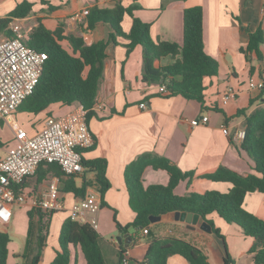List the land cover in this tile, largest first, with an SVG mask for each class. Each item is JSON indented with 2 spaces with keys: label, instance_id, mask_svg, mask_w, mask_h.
Segmentation results:
<instances>
[{
  "label": "crops",
  "instance_id": "obj_1",
  "mask_svg": "<svg viewBox=\"0 0 264 264\" xmlns=\"http://www.w3.org/2000/svg\"><path fill=\"white\" fill-rule=\"evenodd\" d=\"M20 1H12L8 11L13 10ZM27 1L33 4L32 12L27 18L35 20L32 24L34 27L38 19L49 30H54L60 22L64 26L65 34L81 37L86 45L109 37L111 32L109 25L99 24L93 31L82 32L81 26L84 20L78 21L74 17L83 9L93 5L109 6L114 0ZM121 2L125 6L131 4L138 6L134 16L143 23L150 24V35L153 40L177 44L182 43L183 11L192 7L201 8L204 51L219 65L216 76L204 80L206 87L204 106L209 110L203 111L198 102L186 100L180 95L166 97L158 93V85L142 83L141 47L136 46L127 56L125 45L128 41L117 37L116 44L109 42L105 50L106 58L95 101V105L101 108L92 109L88 119L94 145L82 151L84 161L97 159L106 161L105 176L109 188L101 195L96 174L87 168H83L81 174L71 178L63 174L56 176L48 173L39 182L38 175L43 171L42 168L24 183L22 191L27 197H40L53 179L58 180L63 208L48 219V231L53 229L55 237L59 236L61 225L68 218L71 206L81 199L73 193L64 191L66 181L70 178L76 187H84V197L94 193L100 202L96 231L105 264H121L120 247L127 249L128 264H139L146 253L149 235L155 238L173 237L184 240L199 248L207 256L210 264H223L222 251L212 233L209 234L198 227L191 228L190 225L179 221L150 222L147 226L149 230L147 235H143L140 228L129 229L124 234L131 237L130 245L126 248L123 243L119 244L116 241V237L123 236L117 233L116 222L126 226L135 219V213L129 206L124 174L126 168L141 157H162L183 173L193 174L192 178L181 181L174 189V194L178 196L188 193L201 194L211 190L227 192L230 188L229 184L211 182L204 178L219 167L228 168L244 176L254 173V163L241 149V143L246 116L264 107V93L248 86L250 79L262 81L260 74L264 77V42L261 46L262 63L254 56H249L247 61L240 48L246 47L248 34L258 28L263 31L264 37V0H124ZM49 5L55 7V10L50 11ZM67 5L70 10L62 8ZM131 23V18L125 15L121 23L125 34L129 32ZM171 62L168 57L161 60L162 65ZM251 67L254 69L253 73H250ZM228 86L235 90L236 96L223 106L220 103V96ZM141 103L146 105L145 109L139 107ZM71 108L56 103L36 115L23 112L24 116L19 117L20 119L17 110L12 118L25 128L29 136H33L44 127L47 118L61 117ZM244 109H247L246 115L237 116L238 111ZM203 116L208 117L206 124L196 127L190 125L191 120ZM222 126L227 128V134L223 133ZM3 130H8L9 135L3 136ZM13 146L10 122L0 120V157H4ZM168 180L165 171L153 170L151 167L146 168L142 175L144 187L152 184L167 185ZM28 204L26 202L17 207L20 211H29L31 208ZM243 208L264 221V195L260 192L248 193ZM34 219L32 223L34 225L35 222L36 226L37 216H34ZM208 219L225 238L227 252L234 264H239V259L247 255V249L238 253L233 244L228 246L226 242L228 224L215 215ZM0 232L7 233L5 230ZM105 235L111 236L110 241H104ZM54 236L49 244V234H47L38 264H50L54 259L58 250V238ZM32 248L34 252V241ZM70 256V264H85L78 247L70 248ZM15 260L12 257L9 263L16 262ZM249 260L252 264L250 257ZM167 264L188 263L182 257L172 255L168 257Z\"/></svg>",
  "mask_w": 264,
  "mask_h": 264
},
{
  "label": "trees",
  "instance_id": "obj_2",
  "mask_svg": "<svg viewBox=\"0 0 264 264\" xmlns=\"http://www.w3.org/2000/svg\"><path fill=\"white\" fill-rule=\"evenodd\" d=\"M3 1V0H0ZM96 1V0H94ZM33 4L21 0L5 18L0 19V32L4 31L11 18H25L32 12ZM50 11L55 7L48 6ZM137 5L125 6L120 0L112 1L111 5L100 7L93 5L88 8L82 32L93 31L99 24H107L111 28L108 39L86 45L81 37L65 34L64 26L58 23L54 30L47 29L40 19L25 40V44L38 52L46 54V61L42 74L33 91L18 108V111L38 114L50 105L60 103L67 107L76 104L86 110L87 119L95 106L97 91L103 73V62L106 58L105 50L109 42L115 43L117 37L128 41L125 45L126 55L136 47H141V81L148 85H164L167 89L166 97L182 96L186 100H194L205 107L204 80L216 76L219 65L215 59L207 55L203 46L202 11L200 7L187 8L183 11L182 43L153 40L150 35V24L143 23L134 16ZM127 15L132 23L127 34L122 31L121 23ZM264 42L263 31L258 28L248 34L245 48H240L248 61L254 56L258 62H263L261 46ZM116 44V43H115ZM170 58L171 63L162 65L161 60ZM254 69L250 68V73ZM263 82L264 77L260 74ZM247 109L240 110L237 116L246 115ZM241 149L247 153L254 163L253 172L240 175L228 168L219 167L204 178L216 183H227V192L205 191L204 193H188L178 196L174 194L177 185L186 178H192V173H183L162 157H141L125 170V183L129 194V206L135 213V219L126 226L116 222L119 235L126 234L129 229H144L150 224V216H161L170 212H185L199 215L203 221L211 226L212 233L224 241L223 235L208 219L215 215L229 225L241 229L242 233L251 239L247 250L252 264H264V221L243 208V202L248 193L255 191L264 195V107L256 109L246 116L244 136ZM83 168L96 174V181L100 194L109 188L106 179V161L97 159L82 161ZM45 166V168H44ZM163 170L168 174L167 185L152 184L146 187L142 183V175L146 168ZM43 168L38 175L40 182L48 173L56 176L62 174L56 164L41 165ZM39 172V171H38ZM71 178V177H70ZM66 181L64 191L84 198V187H76L73 181ZM31 209L27 212L30 221L27 236L33 228L34 216H37L35 233V251L28 264H38L42 249L48 234V219L52 215ZM149 234V230H148ZM99 235L87 224L73 222L69 217L62 223L58 236V250L50 264H70V248H79L85 264H105L98 244ZM146 253L139 264H167L168 257L178 255L188 264H210L207 256L194 245L173 237L155 238L149 235ZM10 238L7 233L0 232V264L9 263L8 245ZM29 245V242L27 243ZM223 255V264H234L229 253ZM127 249L120 247L121 256ZM25 257V256H24ZM26 258V257H25Z\"/></svg>",
  "mask_w": 264,
  "mask_h": 264
},
{
  "label": "built area",
  "instance_id": "obj_3",
  "mask_svg": "<svg viewBox=\"0 0 264 264\" xmlns=\"http://www.w3.org/2000/svg\"><path fill=\"white\" fill-rule=\"evenodd\" d=\"M88 9L76 14L74 19L84 20ZM29 18H11L4 31L0 32V120L9 121L13 134L14 146L4 157H0V225L6 226L13 217V207L28 202L31 209L44 213L61 211L63 203L60 197L58 180L53 179L47 190L40 196L27 197L23 191L24 183L36 175L41 165L56 164L66 177L83 172L82 151L94 145L93 136L88 127L86 110L76 104L61 117L47 118L44 127L35 135L13 120L14 113L22 102L30 96L42 74L46 54L38 52L25 44L34 25L27 26ZM249 88L261 90L262 81L250 79ZM158 93L167 95L164 85L158 86ZM236 96L235 90L228 86L220 96V103L225 106ZM141 109L146 105L141 103ZM101 108L95 105L93 109ZM207 116L190 121L192 127L204 125ZM224 134L227 128L222 126ZM100 202L94 193L87 194L75 202L68 211L71 221L87 224L94 230L98 228L97 214ZM148 234V228L142 229ZM128 252L121 256V264H128Z\"/></svg>",
  "mask_w": 264,
  "mask_h": 264
},
{
  "label": "rangeland",
  "instance_id": "obj_4",
  "mask_svg": "<svg viewBox=\"0 0 264 264\" xmlns=\"http://www.w3.org/2000/svg\"><path fill=\"white\" fill-rule=\"evenodd\" d=\"M12 1L14 0H3L0 1V18L1 16H7L9 14V6L11 5ZM124 1V0H120ZM64 10H70L69 6H63L62 7ZM35 20H29L27 23V26H31L34 23ZM18 118L23 117V112L18 111L17 114ZM20 119V118H19ZM19 124V123H18ZM20 125V124H19ZM25 129V128H24ZM3 136H8L9 131L8 130H3ZM26 210L20 211L17 206L13 207V217L11 219V222L7 227H2L0 225V230H5L9 237H10V243L8 246L9 249V262L12 261V257H14L17 263L25 262L29 263L32 255H33V248H32V243L34 241L35 237V222L33 225V228L30 231V236H27L28 233V227L30 225V221L28 219ZM35 221V219H33ZM229 230L226 233V242L228 246L234 245V248L236 249V252L240 253L244 249H247L250 247V239L247 238L242 231L239 228H236V226L233 225H227ZM49 234V244L51 243V239H53L54 236V230L49 229L48 231ZM58 234V233H57ZM55 237V236H54ZM101 237V236H100ZM111 236L105 235L103 237L104 241H110ZM58 238V237H55ZM224 238V237H223ZM57 241V239H56ZM29 242V245L27 244ZM55 242V240H54ZM224 244L225 243V238H224ZM24 248V249H23ZM23 251V252H22ZM13 255V256H12ZM26 258H25V257ZM239 264H250L249 256L248 254L243 256L241 259H239Z\"/></svg>",
  "mask_w": 264,
  "mask_h": 264
},
{
  "label": "water",
  "instance_id": "obj_5",
  "mask_svg": "<svg viewBox=\"0 0 264 264\" xmlns=\"http://www.w3.org/2000/svg\"><path fill=\"white\" fill-rule=\"evenodd\" d=\"M161 220L179 221L182 223H186L187 225H190L191 228L198 227L201 230H203L209 234L212 233L211 226L209 224H207L205 221H203V219L197 214L185 213V212H170V213H167V214L161 215V216H150L149 217V221L151 223L158 222ZM212 236L215 239V241L217 242V244L219 245V247L222 251V254L225 256L226 255V248H225L224 241L222 239L218 238L213 233H212ZM116 241L119 244L123 243L124 246L126 248H128L130 245V242H131V237L128 235L118 236V237H116Z\"/></svg>",
  "mask_w": 264,
  "mask_h": 264
}]
</instances>
